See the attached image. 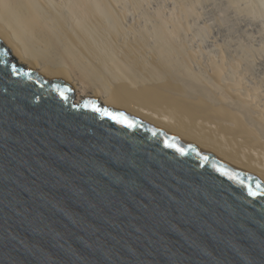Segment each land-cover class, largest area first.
Returning a JSON list of instances; mask_svg holds the SVG:
<instances>
[{"label": "water", "instance_id": "water-1", "mask_svg": "<svg viewBox=\"0 0 264 264\" xmlns=\"http://www.w3.org/2000/svg\"><path fill=\"white\" fill-rule=\"evenodd\" d=\"M0 264H264V184L0 42Z\"/></svg>", "mask_w": 264, "mask_h": 264}, {"label": "bare ground", "instance_id": "bare-ground-1", "mask_svg": "<svg viewBox=\"0 0 264 264\" xmlns=\"http://www.w3.org/2000/svg\"><path fill=\"white\" fill-rule=\"evenodd\" d=\"M251 3L264 14V0ZM191 6L0 0V42L27 69L69 84L74 99L103 104L264 184V60L227 44L200 47Z\"/></svg>", "mask_w": 264, "mask_h": 264}, {"label": "rangeland", "instance_id": "rangeland-1", "mask_svg": "<svg viewBox=\"0 0 264 264\" xmlns=\"http://www.w3.org/2000/svg\"><path fill=\"white\" fill-rule=\"evenodd\" d=\"M193 2L189 0V6L192 5L196 18L189 20V26L195 43L202 48L208 43H217L251 49L264 60V14L252 8V0H237L233 4L228 0H200L197 5Z\"/></svg>", "mask_w": 264, "mask_h": 264}]
</instances>
